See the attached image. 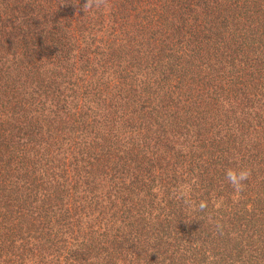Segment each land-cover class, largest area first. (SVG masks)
<instances>
[{"label":"trees","instance_id":"obj_1","mask_svg":"<svg viewBox=\"0 0 264 264\" xmlns=\"http://www.w3.org/2000/svg\"><path fill=\"white\" fill-rule=\"evenodd\" d=\"M0 264H264V0H0Z\"/></svg>","mask_w":264,"mask_h":264},{"label":"clouds","instance_id":"obj_2","mask_svg":"<svg viewBox=\"0 0 264 264\" xmlns=\"http://www.w3.org/2000/svg\"><path fill=\"white\" fill-rule=\"evenodd\" d=\"M226 178L230 185L236 190L241 191L244 186V182L248 180L251 175V171L245 168L232 169L229 168L225 172ZM207 205L203 202L199 204L201 210L205 209Z\"/></svg>","mask_w":264,"mask_h":264}]
</instances>
